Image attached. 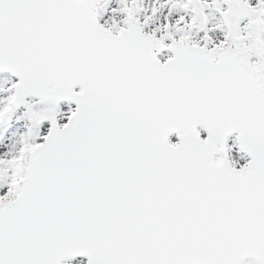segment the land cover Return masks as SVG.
Instances as JSON below:
<instances>
[{
    "label": "snow or ice",
    "instance_id": "1",
    "mask_svg": "<svg viewBox=\"0 0 264 264\" xmlns=\"http://www.w3.org/2000/svg\"><path fill=\"white\" fill-rule=\"evenodd\" d=\"M0 264H264V0H0Z\"/></svg>",
    "mask_w": 264,
    "mask_h": 264
}]
</instances>
